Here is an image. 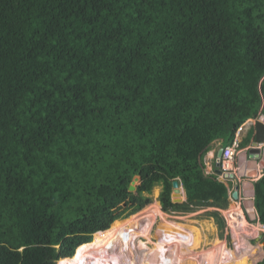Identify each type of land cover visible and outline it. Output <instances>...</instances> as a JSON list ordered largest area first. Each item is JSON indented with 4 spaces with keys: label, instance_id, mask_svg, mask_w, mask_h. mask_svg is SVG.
<instances>
[{
    "label": "trees",
    "instance_id": "obj_1",
    "mask_svg": "<svg viewBox=\"0 0 264 264\" xmlns=\"http://www.w3.org/2000/svg\"><path fill=\"white\" fill-rule=\"evenodd\" d=\"M260 114L264 0H0V264H73L156 185L229 239L205 156ZM254 200L264 223V174Z\"/></svg>",
    "mask_w": 264,
    "mask_h": 264
},
{
    "label": "bare ground",
    "instance_id": "obj_2",
    "mask_svg": "<svg viewBox=\"0 0 264 264\" xmlns=\"http://www.w3.org/2000/svg\"><path fill=\"white\" fill-rule=\"evenodd\" d=\"M239 211H240L239 208L235 205H233L230 209L226 211L228 220L233 223V227H236V232H234V235H236V237L239 238V241H237V245H236V251H228L224 241L219 239L216 241L214 240L215 243H213L211 247L203 248V249L197 248L198 247L197 244L200 239L199 231L197 232V236L194 237L193 233H191L192 231L186 229L177 221H173L171 219L166 218L167 216H165L162 209L160 210V204L157 201L154 202V204L152 205H148L145 210L135 215L133 219H128L123 223L133 224L136 223L138 219L142 220L143 222L142 226L146 230L145 232L143 231L144 232L143 235H145L148 238V241L143 242V245H145L146 248H147L146 244L150 242L149 238H150V230L152 229L151 228L152 220H154L155 216L157 214H160L161 212L163 213L162 215L165 216L164 218L165 220H167L166 222L167 224H169L170 226L172 225L177 226L183 230L182 233L187 243L186 252H182L181 250L173 247L170 243H158L155 245L154 248H151L152 259L154 261L152 264H177L179 259L184 264H204V263L209 264L205 256L211 259L217 256L218 253L225 257L223 264H235V258H234L235 254L239 251H245L248 249L247 245L241 239L242 235H239V233L249 234L248 232H252V231L255 232V230H257L256 228L249 227V225H247L244 217H242ZM123 223H121L120 225L113 226L112 228L106 230L105 233L101 234L96 240L90 243L80 245L77 248L78 259L76 263L77 264H147L144 263L143 261V255L146 253L147 249L145 247L140 248V251L136 252V247H134L139 231L134 227L124 228L125 225ZM164 230L166 232L171 231V230H167L165 227ZM177 230L179 229L177 228ZM123 244L125 247L131 245V247L135 248L132 249L133 255L127 253L126 248L124 249L122 247ZM209 262L211 264H220L221 260H219L218 262H216L215 260H210Z\"/></svg>",
    "mask_w": 264,
    "mask_h": 264
},
{
    "label": "rangeland",
    "instance_id": "obj_3",
    "mask_svg": "<svg viewBox=\"0 0 264 264\" xmlns=\"http://www.w3.org/2000/svg\"><path fill=\"white\" fill-rule=\"evenodd\" d=\"M253 134H254V128L248 130V132L245 135H243V142L242 143L247 142V141H251ZM223 145H224V142H220L219 144H217V146L215 147L214 156L212 155V153L209 154L210 156L213 157L212 160H209L211 165H212V167H215L216 158H217V152H218L219 148L223 147ZM205 161H206V159H205ZM207 170H210V169H207V165H206V171ZM230 183L233 185V181L232 180L230 181ZM161 188H162L161 185H156L154 187L153 192L150 194V196L153 198V201L151 203H149V205H152V204H154V202H156V201L158 202L159 201L158 198H159V194L161 192ZM239 205H240V203L237 202V204L235 206L239 207ZM231 207L232 206H229L228 208H231ZM146 208L147 207L145 206V207L141 208L140 210L132 212V213H129V214L125 215L124 217L118 219V220H120L123 223L125 220L133 219L135 217V215L139 214L140 212H142ZM213 209H215V207L214 208L213 207H209V208H203V209H196L195 211H192V212L173 211L171 213H167V214H169V216L166 217V218L171 219L173 221H177L183 227H185L186 229L192 231L191 233H193L194 237L197 236V232L199 231V233H200V237L199 238L200 239H199V242L197 244V246H198L197 248H199V249L211 247L212 244L215 243V241L219 239V240L224 241L225 246L227 247L228 251H236V245H237V241H239V238L236 237V235H234V232H236V227H233V223L228 220V217H227V214H226L227 210H224V211L222 210L221 213H222V215H224L227 218V228H226L225 235L229 234L230 235L229 239L220 238V236H219V228H218L214 218L207 214V211L213 210ZM160 210H161V207H160ZM162 214H163L162 212L160 214H157L155 216L154 220H152L151 228H152V225H153V230H152L153 234L151 233V230H150V238H149L150 242L146 244L147 248L145 247V245H143V242L148 241V238L145 235H143V233L146 230L142 226V224H143L142 220L138 219L136 221V223H133V224H124L123 223L125 225L124 228L125 227L126 228L134 227L135 229H137L139 231L138 235H137V238H136V242H135L134 247L138 246V249L136 248V252L140 251V248H144L145 247L147 249L146 253L143 255L144 263L152 264L154 262L153 259H152V254H151L152 250H151V248H154L156 244L164 241V237H161L160 240H157L158 237H156L155 232H154L156 228H159L161 232H163V229L161 228V226H163V225H164V227L167 230H170V229L177 230V228H178L179 231H181V232H177V233L182 236L183 230L180 229L177 226H174V225L170 226L169 224H167L166 223L167 220H165V218H164L166 215L164 216ZM160 215L162 217H160ZM156 218H157V220H156ZM231 227H232V229H231ZM249 227H253V228H256L258 230H255V232L252 231L254 233L248 232L249 234H245V233L241 234V233H239V235H242L241 239L247 245L248 249L245 250V251H239V252H237L235 254V256H234L235 264H256L258 261H260L264 257V248H263L264 241L262 240V237H260V234H262L264 232V227H260V226H256V225L255 226L251 225ZM248 230H250V229H248ZM190 231H188V232H190ZM232 231H233V234H232ZM104 233L105 232H103L101 234H104ZM139 233H140V235H139ZM253 234L254 235L256 234V235L254 236ZM179 238H178V236L172 238L173 241L171 243L175 244V245H180L181 243L179 242L180 241ZM137 243H138V245H136ZM126 247H127V253H130L131 255H133V253H132L133 250L132 249H135V248H131L129 246H126ZM186 247H187V243H186ZM186 247H185V249H183L181 251L182 252H186ZM144 258H145V260H144ZM205 258H206V260H207V262L209 264H211L209 262L210 260H215L216 262L221 260L220 264H223L224 259H225V257L223 255L219 254V253L217 254V256H215V257H213L211 259L207 258L206 256H205ZM75 260H76V255H74V257H73V264H77V263H74ZM240 261H243L244 263L240 262ZM177 264H184V263L182 261H180V259H179ZM204 264H206V263H204Z\"/></svg>",
    "mask_w": 264,
    "mask_h": 264
},
{
    "label": "crops",
    "instance_id": "obj_4",
    "mask_svg": "<svg viewBox=\"0 0 264 264\" xmlns=\"http://www.w3.org/2000/svg\"><path fill=\"white\" fill-rule=\"evenodd\" d=\"M250 129H253V128H250ZM250 129H248V130H250ZM248 130L245 131V134L248 132ZM220 142H221L220 140L214 142L212 149L205 156V159H206L205 163L207 165V169H210V170H207V172H213L214 171L216 173V171H215L216 165H215V167H212L209 160H212L213 157L210 156L209 154L212 153V155L214 156L215 147ZM249 146H251V141L246 146L241 147V150L237 155L236 166H235V174L236 175L234 176L233 179H228L229 181H231V180L233 181V185L228 181L222 180L221 174H217V173L216 174L218 175L219 179L221 181L225 182L226 185L232 190L234 189L235 185H239V188H240L239 189V197H238L237 201L235 200L236 204H237V202L240 203L239 207L237 206L240 210L239 212L241 213L242 217H244L247 225H249V226H251V225L255 226L256 225V226L262 227V224H264V223H261L258 216H257V211H256L254 199H255V181L258 180L264 174V144L260 145L262 149H261V152H260L258 159L246 157V150L249 148ZM230 197L231 196L229 194V198ZM186 199H187V195H186ZM158 202H159L160 207H161L160 201H158ZM148 205H145V206L147 207ZM229 206H233V205H230V201H229ZM227 208H223V209L218 208V209L220 211L230 209V208H228V209ZM215 209H217V208L215 207ZM157 218H156V220H157ZM226 220H227V218H226ZM161 228L163 229V232H161V234L163 233L162 237H164L165 236L164 225L161 226ZM231 229H232V227H231ZM152 230H153V225H152L151 233H152ZM232 233H233V231H232ZM260 235L262 236V234H260Z\"/></svg>",
    "mask_w": 264,
    "mask_h": 264
},
{
    "label": "water",
    "instance_id": "obj_5",
    "mask_svg": "<svg viewBox=\"0 0 264 264\" xmlns=\"http://www.w3.org/2000/svg\"><path fill=\"white\" fill-rule=\"evenodd\" d=\"M260 143H264V122L261 120H259L256 123L254 134L251 139V146H249V148L246 150L247 158H257V159L259 158L262 149L261 146L259 145ZM222 154H223V148L221 147L217 152V158H216L215 171L217 174L222 173V170L220 169ZM235 175H236L235 173H229V174L225 173L224 177L226 179H233ZM139 182H140V176H135L131 182L129 189L135 190ZM239 189H240L239 185H235L234 189L232 190V196L229 198L230 205H236L235 200L238 199L239 197ZM171 197L174 202H178V203L186 200V189L183 185L180 184L178 180L173 181V191ZM76 252L74 255H76Z\"/></svg>",
    "mask_w": 264,
    "mask_h": 264
},
{
    "label": "built area",
    "instance_id": "obj_6",
    "mask_svg": "<svg viewBox=\"0 0 264 264\" xmlns=\"http://www.w3.org/2000/svg\"><path fill=\"white\" fill-rule=\"evenodd\" d=\"M258 120H262L264 122V114H260L258 117H252L247 119L235 132L234 138L231 142L225 144L223 148V154L221 158V169H222V176L225 173H230L235 171L236 166V159L237 155L241 150V144L243 141V135L246 130L249 128H255L256 123ZM264 143H260L263 145ZM264 227V224H262Z\"/></svg>",
    "mask_w": 264,
    "mask_h": 264
},
{
    "label": "clouds",
    "instance_id": "obj_7",
    "mask_svg": "<svg viewBox=\"0 0 264 264\" xmlns=\"http://www.w3.org/2000/svg\"><path fill=\"white\" fill-rule=\"evenodd\" d=\"M259 121V120H258ZM257 121V122H258ZM262 121V120H261ZM254 130H255V128H254ZM220 169H221V166H220ZM222 170V169H221ZM230 173H235V171L234 172H230ZM229 174V173H228ZM221 175H222V173H221ZM225 179V180H224ZM222 180H224V181H228V182H230L228 179H226L224 176H222ZM228 184V183H227ZM229 194H230V196H232V189H230L229 190ZM236 201H237V199H236Z\"/></svg>",
    "mask_w": 264,
    "mask_h": 264
},
{
    "label": "flooded vegetation",
    "instance_id": "obj_8",
    "mask_svg": "<svg viewBox=\"0 0 264 264\" xmlns=\"http://www.w3.org/2000/svg\"><path fill=\"white\" fill-rule=\"evenodd\" d=\"M227 239V238H226ZM136 245H138V243L136 244ZM122 247L125 249L126 248V250H127V247H125L124 246V244L122 245ZM129 247H131V245H129ZM185 247H186V244H185ZM131 248H133V247H131ZM136 248H138V246L136 247ZM185 249V248H184ZM133 253V252H132ZM138 254V253H137ZM139 255V254H138ZM123 260H124V258H123Z\"/></svg>",
    "mask_w": 264,
    "mask_h": 264
}]
</instances>
